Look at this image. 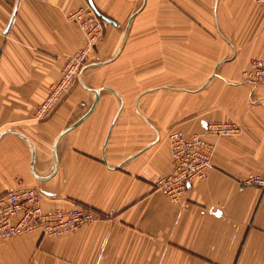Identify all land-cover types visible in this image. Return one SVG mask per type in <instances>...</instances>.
I'll return each instance as SVG.
<instances>
[{
    "label": "crops",
    "instance_id": "obj_1",
    "mask_svg": "<svg viewBox=\"0 0 264 264\" xmlns=\"http://www.w3.org/2000/svg\"><path fill=\"white\" fill-rule=\"evenodd\" d=\"M89 1L114 23L36 119L85 46L73 17ZM256 58L264 6L253 0H0V195L35 187L45 210L100 216L0 242V264H264V190L241 184L264 172V84L241 76ZM202 119L239 132L207 136V177L172 202L155 190L171 169L167 133L199 132Z\"/></svg>",
    "mask_w": 264,
    "mask_h": 264
},
{
    "label": "built area",
    "instance_id": "obj_2",
    "mask_svg": "<svg viewBox=\"0 0 264 264\" xmlns=\"http://www.w3.org/2000/svg\"><path fill=\"white\" fill-rule=\"evenodd\" d=\"M264 6V0H253ZM90 14L83 9L77 11L74 20L85 34V46L66 57L61 75L49 86L48 93L35 108L36 119L46 117L60 99L69 91L89 58L101 35L103 20L87 5ZM244 80L264 84V58L253 59L250 67L241 72ZM239 127L234 122H208L201 131L187 134L179 129L167 133L170 145V171L157 179L155 190L170 201H179L189 185L207 177L212 166L215 146L208 135L231 137L237 135ZM242 185L264 190V172L252 173L243 179ZM43 193L35 187H21L0 195V242L8 241L26 233L62 235L72 232L83 224L93 223L100 216L82 206L45 210L41 206Z\"/></svg>",
    "mask_w": 264,
    "mask_h": 264
},
{
    "label": "water",
    "instance_id": "obj_3",
    "mask_svg": "<svg viewBox=\"0 0 264 264\" xmlns=\"http://www.w3.org/2000/svg\"><path fill=\"white\" fill-rule=\"evenodd\" d=\"M89 6L93 9V11L95 12V14H96L97 16H99V17H101V19H103V21H106V22H109V23H112V24L114 23V22L111 21L110 19H107L106 17H103L102 15H100L99 13H97V11L95 10L94 6L91 4L90 1H89ZM95 94H97V91H95ZM201 122H202V128H205L208 122H207L206 120H204V119H202ZM69 129H70V128L65 129V130L62 132V134H63L65 131H68ZM22 137H23V136H22Z\"/></svg>",
    "mask_w": 264,
    "mask_h": 264
}]
</instances>
